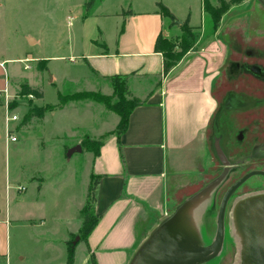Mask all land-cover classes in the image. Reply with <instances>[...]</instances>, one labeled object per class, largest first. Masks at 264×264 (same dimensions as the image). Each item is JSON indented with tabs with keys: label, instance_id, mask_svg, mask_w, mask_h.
Wrapping results in <instances>:
<instances>
[{
	"label": "crops",
	"instance_id": "0c3cea01",
	"mask_svg": "<svg viewBox=\"0 0 264 264\" xmlns=\"http://www.w3.org/2000/svg\"><path fill=\"white\" fill-rule=\"evenodd\" d=\"M102 3L83 18L85 24L94 23L95 33L101 37L102 42L94 36H89L86 42L87 49L81 58L91 71L92 83L96 84L97 92L111 95L110 77L127 76L129 97L138 99L141 103L130 112L127 129L120 136L111 134L119 122L118 115L99 103L88 102L80 106L74 104L81 102H69L56 108L49 115L53 118L68 111L78 113L86 107L84 117L91 121L96 115L94 104L103 107L104 119L109 116V112L114 114L109 129L98 132L95 129L97 124H93L92 121L89 131L84 134L93 140L102 137L104 140L99 155L90 160V165L85 171V179L88 178V181L84 183L86 189L83 193L85 197L90 176H96L93 211L97 216V222L87 236L86 243L79 242L75 246L73 264H89L90 255L96 264H129L154 228L193 195L177 203L173 196L174 192L170 196L168 194L170 183L174 182L173 190L179 191L193 182L201 181L215 165L214 159L220 165L229 163L228 141L223 138V131L228 133L229 130L222 122V117L238 109L234 105L242 104L241 100L248 103L246 96L231 91L223 95V103L215 96L217 79L228 53L217 39L201 51L187 52L164 76L162 55L154 52L155 41L159 35L167 38L175 29L179 30V25L170 26V20L157 10V1L151 0L150 4L146 5L138 0L136 11L130 9L126 15L117 18L110 28L107 26V37L98 25L100 22L98 11ZM163 5L178 22L188 18L191 28L198 30L201 27L203 5L200 7V25L193 22L190 11L186 9L176 11L171 5L165 3ZM26 41L30 46L37 43L29 35L26 36ZM22 58L21 56L15 60L19 62L25 60ZM46 59L47 57L39 58L41 61H47L48 67L49 60ZM15 60L0 57V72L6 76V65ZM23 63L30 69L27 63ZM234 65L236 64L231 63L230 67ZM8 78L9 76L0 83V90L5 87L8 89ZM52 85L57 88L54 81ZM38 91L42 92V98H34L37 106L38 101L44 100L43 89L40 87ZM222 99L220 98V101ZM4 114V99L0 98V139L3 138L7 147L15 142L5 140ZM23 119L21 122L19 119L8 125L17 141L19 133L28 141L30 135L39 132L37 130L48 120L47 117L39 119V123L33 128L31 126L33 118L26 123H23ZM211 123L216 136L212 147L209 148L208 129ZM80 137L82 135L75 136L72 147L79 146ZM38 138L39 144L43 146L44 142L41 141L43 138ZM260 149L262 147L259 151ZM30 180L38 183L35 203L44 206L41 197L47 191L46 180L38 178L37 175L32 176ZM18 187L24 186L8 188H12L20 195L27 191V188L19 191ZM60 187L58 192H54L58 197L55 203L40 218L16 221L19 222L18 226H25V229L38 227V237L33 236L29 239L35 246L33 251L26 240L10 236L13 222L10 207L4 212L0 208V232L4 229L6 233L4 237L0 236V264H67V242L70 235L76 236L73 245L78 240L77 234L83 220L81 210L85 200L78 204L75 212L77 216L76 214L72 216L68 211V199L62 201ZM10 198L11 194L8 193L6 206L9 205ZM19 201L26 200L20 198ZM206 204L207 200L198 209L196 217L200 245L202 229L203 226H207V219L203 222L198 214ZM52 212L56 214L52 215ZM211 213L212 210L209 214ZM53 220L63 229L61 237L57 239L53 236L57 234L59 228H55L54 224L49 225ZM20 222L24 224L20 225ZM80 244L84 245L86 254L82 257L81 263H78L76 250Z\"/></svg>",
	"mask_w": 264,
	"mask_h": 264
},
{
	"label": "rangeland",
	"instance_id": "374dc122",
	"mask_svg": "<svg viewBox=\"0 0 264 264\" xmlns=\"http://www.w3.org/2000/svg\"><path fill=\"white\" fill-rule=\"evenodd\" d=\"M89 1L0 0V57L15 60L22 56V59L29 60L27 64L30 66V69H25L21 60L20 62L15 60L6 65V76L2 71L0 72V83L9 76V108L18 116L20 122L30 109H35L34 112L40 114L42 111L40 108L43 109L47 106L43 104L58 103L57 90L63 94L83 91L97 92L96 84L92 83L91 71L81 58L87 49L86 42L89 36H94L95 39L102 42L101 37L95 33L94 23H83L85 4ZM102 1L95 0V6ZM137 1L104 0L98 11L100 18L98 25L104 35L106 34L108 37L107 26L110 28L117 18L126 15L130 9L136 11ZM139 1L146 5L151 2V0ZM154 1L171 5L176 11L185 9L190 11L193 22L199 25L200 7L203 5V1L208 4L212 13L203 8L201 27L192 31L193 40L181 59L187 52L201 51L217 39L225 47V52H228L225 65L216 83L218 86L215 91L217 100L223 103V95L229 91L246 96L248 99V103L241 100L243 106L234 105L235 108L245 110H232L229 114H224L222 118V122L227 126L226 129L229 130L228 133L223 131L224 140L229 142L230 139L229 145H227L229 163L220 165L214 159L215 165L201 181L193 182L179 191L173 190L174 182L169 185V196L174 192L173 196L179 203L216 179L224 169L227 170L218 191L215 208L207 218L205 236L206 242L209 243L214 239L216 215L224 192L249 171H264V159L257 155L258 148L264 146V76L259 73V70L263 69L264 71V8L256 0ZM27 35L35 39L37 43L32 46L28 45ZM167 40L174 54H179L182 51L181 45L184 39L180 29H175L174 33H170ZM40 57H47L48 67L47 61L39 60ZM52 57L57 58L52 59ZM231 63H235L237 66L230 67ZM14 76L15 78H12ZM52 81L57 88L52 85ZM23 84L35 90H40V87L43 89L44 100L37 102L39 106L34 103L35 97L32 95L21 94ZM74 102H81L74 104L81 106L95 101L85 99ZM94 105L96 115L91 121L84 117L86 107L78 113L76 112L77 114L68 111L57 114L53 118L49 116L52 111L48 109L43 113V117H47L48 120L44 122L42 128L37 130L39 132L30 135L28 141L24 140L19 133L18 141L6 147L3 138L0 139V208L4 212L6 208L10 207L11 220L13 221L10 236L26 240V243L32 247L31 251L35 250L33 249L35 246L30 243L29 239L33 236L38 237V227L25 229V226L17 225L19 223L16 222L17 220L27 221L40 218L55 203L54 201L58 197L54 192H58L60 185L62 201L68 199V211L72 216L75 214L77 216L75 213L77 206L85 200L83 193L86 184L84 185V183L88 181V178L85 179V171L90 165V160L96 157L92 152L85 150L81 143H79L80 151L71 153L77 147H72L75 136L82 135L78 139V142H81L84 138H88L84 134L86 135V132L89 131L88 128L91 127L92 121L93 124H97L95 129L101 132V130L109 129L114 119V114L111 112L108 113V118L104 119L102 116L103 107ZM39 121L38 118H33L31 126L34 128ZM212 125L213 123L208 129L209 148L212 147L213 139L216 136ZM242 129H247V133L243 143L239 145L236 142L242 136L240 133ZM38 137L43 138L41 140L44 142L43 146L39 144ZM249 156L253 159L245 158ZM239 159L246 163L235 162ZM36 175L38 178L42 177L46 180L47 191L41 197L44 206L35 203L38 183H36L37 181L34 183L30 179ZM19 185L27 188V191L21 195L12 188H8ZM263 190L264 176H253L235 193L228 206V212L231 211L226 216L228 224L223 252L204 264H236L239 246L234 233L233 206L231 209V205L245 193H257ZM8 193L11 194V198L8 202L9 205L6 206ZM20 198L26 201H19ZM172 210L173 206L171 212ZM55 214L56 212H52V215ZM198 216L200 219L202 218L201 212ZM21 224L24 222H20ZM53 224L55 228H59L53 237L60 238L63 229L58 223L55 224L54 220L49 222V225ZM7 233L9 235V230ZM5 234L3 229L0 236L4 237ZM81 243L84 244V242ZM85 254L84 245L80 244L76 250L78 263H81Z\"/></svg>",
	"mask_w": 264,
	"mask_h": 264
},
{
	"label": "water",
	"instance_id": "95a60500",
	"mask_svg": "<svg viewBox=\"0 0 264 264\" xmlns=\"http://www.w3.org/2000/svg\"><path fill=\"white\" fill-rule=\"evenodd\" d=\"M264 8V0H256ZM180 25V23H178ZM80 151L77 146L71 152ZM227 170L182 202L164 219L136 251L129 264H201L217 256L224 238L226 205L232 194L253 176L264 171L253 170L232 184L221 200L213 242L200 245L197 211L219 185ZM235 237L239 254L236 264H264V192L238 200L232 209Z\"/></svg>",
	"mask_w": 264,
	"mask_h": 264
},
{
	"label": "trees",
	"instance_id": "16d2710c",
	"mask_svg": "<svg viewBox=\"0 0 264 264\" xmlns=\"http://www.w3.org/2000/svg\"><path fill=\"white\" fill-rule=\"evenodd\" d=\"M95 0H90L85 4V14L84 17H87L91 14L93 9H95ZM157 10L161 13L165 18L170 20V26L179 25V29L183 34L184 42L181 45V52L179 54H174L171 51V45L169 44L167 38L159 35L155 41L154 52L160 53L163 58V75H167L181 60L182 55L188 50L190 47V42L193 40L192 31L194 30L189 26L188 18L183 22H178L173 14L169 11L167 7H165L162 3H157ZM203 8L207 12H211L209 6L205 1H203ZM212 13V12H211ZM110 85L112 88L111 95H104L101 92H93V91H83V92H75L72 94H63L61 92H57L58 104L57 105H47L45 108H40L41 113L38 114L34 112L35 109H30L26 115L24 116L23 123H26L32 118H43L44 111L50 109L53 111L55 108L62 107L66 105L68 102L81 101L85 99H92L93 101L104 105L108 110L116 113L119 117V122L116 128L111 132V134H116L120 136L123 134L128 126V118L130 112L141 103L138 99H131L129 97L128 90V78L127 76L114 75L111 76ZM23 95H32L35 98H42V92L32 89L30 86L23 84L22 92ZM104 137L93 140L90 138H84L81 141V146L85 148L88 152H92L94 157H97L100 153V148L103 144ZM97 177L94 175L90 176V182L87 187L85 202L83 208L81 210V214L83 217L81 228L79 233L77 234L78 240L73 245V241L76 236H69V241L67 242V264H73L74 261V251L75 246L79 242L86 243V238L89 233L92 231L93 227L97 222V216L94 214L93 205L95 202V189H96ZM89 264H96L93 257L89 256Z\"/></svg>",
	"mask_w": 264,
	"mask_h": 264
},
{
	"label": "flooded vegetation",
	"instance_id": "af4514ba",
	"mask_svg": "<svg viewBox=\"0 0 264 264\" xmlns=\"http://www.w3.org/2000/svg\"><path fill=\"white\" fill-rule=\"evenodd\" d=\"M260 72V75L261 76H264V71H263V69L262 70H259ZM258 103H259V101H258ZM238 106H243V104H241V103H239V105ZM237 111L238 110H240V111H243V110H245V109H236ZM223 118V117H222ZM241 134H242V136L240 137V139L236 142V144H239V145H241L242 143H243V141H244V138H245V134L247 133V129H242V131L240 132ZM229 142H230V139H229ZM228 142V143H229ZM229 145V144H228ZM255 151V150H254ZM258 153H259V156H260V158L262 159H264V146L262 147V149H260V151H259V148H258ZM256 151V152H257ZM258 153H257V155H258ZM252 155V154H251ZM247 160L248 159H253V157H245ZM242 160V159H241ZM240 159L239 160H237V161H235V162H237V163H242V164H245L246 162H244V161H241ZM251 171H253V170H251ZM251 171H249V172H251ZM260 171H262V170H260ZM248 172V173H249ZM222 173H220V175H221ZM247 174V173H246ZM219 175V176H220ZM244 176V175H243ZM242 176V177H243ZM224 177H225V175H224ZM224 177H223V179L221 180V182L219 183V185L212 191V193H211V195H210V197L207 199V204L205 205V207L203 208V210L201 211V216H202V218H203V222L205 221V219H207V216H208V214L210 213V211L211 210H213L214 208H215V202H216V199H217V196H218V191H219V188L221 187V185H222V183H223V180H224ZM241 177V178H242ZM252 178V177H251ZM240 179V178H239ZM239 179H237L235 182H237ZM249 180V179H248ZM247 180V181H248ZM247 181H245L233 194H232V196L230 197V199L228 200V202H227V205H226V210H225V217H224V238H223V245H222V248H221V251L219 252V254L217 255V256H219L222 252H223V246H225V241H226V230H227V221H226V216H227V213L229 214L230 213V211L231 210H229V212H228V206H229V203L231 202V200L234 198V196H235V193L247 182ZM234 182V183H235ZM233 183V184H234ZM227 191V190H226ZM261 192H264V190L263 191H261ZM256 192H254V193H245V194H243V195H241V196H239L234 202H233V204L231 205V209H232V206H234V204L238 201V200H240V199H242V198H244V197H246V196H248V195H252V194H255ZM257 193H259V191L257 192ZM224 194H225V192H224ZM223 194V195H224ZM223 198V197H222ZM222 200V199H221ZM221 203V202H220ZM220 206V205H219ZM218 210H219V208H218ZM217 214H218V211H217ZM216 221H217V215H216ZM215 233H216V231H215ZM214 237H215V235H214ZM214 240V239H213ZM213 241H210L209 243H207L206 242V236H205V226H203V229H202V238H201V245L203 246V247H205V246H209L211 243H212ZM217 256H215V257H217ZM214 259V258H213ZM211 260V259H210ZM204 264V263H203Z\"/></svg>",
	"mask_w": 264,
	"mask_h": 264
},
{
	"label": "built area",
	"instance_id": "2783aa9c",
	"mask_svg": "<svg viewBox=\"0 0 264 264\" xmlns=\"http://www.w3.org/2000/svg\"><path fill=\"white\" fill-rule=\"evenodd\" d=\"M22 62H29L28 59L23 60ZM29 67L26 65L25 69H28ZM0 98L4 99V105H5V114H4V121H5V140L7 142H16L17 138L16 136L13 135L12 131L10 130V128L8 127V125L12 122H16L19 120L18 116L13 113V111L9 108V91L8 89L5 87L4 89L0 90ZM17 190L19 191H24L25 188L24 187H18Z\"/></svg>",
	"mask_w": 264,
	"mask_h": 264
}]
</instances>
